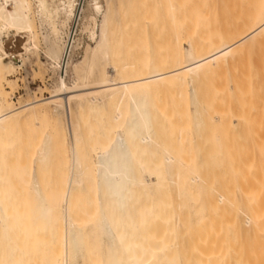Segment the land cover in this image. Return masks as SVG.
I'll list each match as a JSON object with an SVG mask.
<instances>
[{"label":"bare ground","instance_id":"bare-ground-1","mask_svg":"<svg viewBox=\"0 0 264 264\" xmlns=\"http://www.w3.org/2000/svg\"><path fill=\"white\" fill-rule=\"evenodd\" d=\"M182 1L161 48L149 2L89 0L70 85L16 104L76 2L0 0V264H264V0Z\"/></svg>","mask_w":264,"mask_h":264},{"label":"rangeland","instance_id":"rangeland-1","mask_svg":"<svg viewBox=\"0 0 264 264\" xmlns=\"http://www.w3.org/2000/svg\"><path fill=\"white\" fill-rule=\"evenodd\" d=\"M146 1L147 0H144V3L149 2L147 4L148 5L150 4L149 5L150 10H153L151 11V15L149 13L147 14H149L152 17V21L155 24V29H157L158 26L159 28L157 30L154 29L155 31L152 30L153 32L149 31V28H148V31L145 32L144 34L148 35L149 37L152 33H155L158 36L160 35L159 37H161V39L157 35L156 36L158 38L157 37L156 38L160 39V41L163 43L162 46L160 43V46L162 48L166 45L167 38L165 37L169 38V35L172 32L170 30H172V28L175 25L178 27V31H179L178 35H180L179 38H183L181 39V42L186 41V39L184 38L186 34L185 31H184L185 33L184 34L183 30L180 28L181 27L180 24L178 25V22H176V21H179L176 19H180V23H181L180 11H182V9L180 8H181V5L183 8L184 6L183 4L185 3L182 0L181 1L183 3H181L180 0H169V2L167 3L173 6L172 10L175 11V15H176L175 16L176 18L172 20L174 23V25L171 24L173 25L172 27L169 24L171 22L170 21L171 19L168 17L169 5L166 6L167 0H163L165 1L163 5H161V3L163 2V1L161 2V0L160 1L159 0H149L147 2ZM208 1H212V0H208ZM75 2L76 3L74 5V8H75L74 14L71 17L69 21V26L66 30L59 28L57 30L59 32L58 33L46 23H42L43 24L42 25L41 23L37 21V25H36L37 44H38L37 55L33 57L30 56L28 59L24 58L21 62L17 58L16 60H14L15 65L17 67L15 68L14 71H12L11 73L7 75L8 81H14L16 85L15 92L13 93V96H12V101L14 103L17 104L18 101L25 102L27 100H31L33 97H40V95H42L43 97H47L48 96L47 93L55 87L56 85L55 83H57V81L60 78H62L67 83V85H70L71 77H72L71 66L80 60V58L83 55L82 53H83V47L85 46V43H89L85 37V34L81 32L83 17L85 15L89 0H75ZM164 4H165V7H164ZM145 6L149 7L146 4ZM148 10L149 8H147V12H150V10L149 11ZM164 10H165V13L163 12ZM164 14L165 16H163ZM178 14L179 16L177 17ZM151 29H153V27H151ZM156 31L159 33H157ZM161 32L164 37L161 36ZM165 32H167V34ZM182 34L184 35L181 36ZM153 36L151 37L153 38L152 39L153 41L149 39V43L154 42ZM164 38L166 41H164ZM7 39L8 38L4 36V40H7ZM158 41L159 40H156V42ZM156 42H154V44H156ZM89 44L93 46L92 43H89ZM158 44L159 42L157 43V45ZM184 46L185 48H187L186 45ZM144 51L145 49H142L141 51H138V53L136 52L135 55L137 56L138 54V57L142 58ZM124 52H128L127 47L124 48ZM108 71L110 72L111 70H107V72ZM188 91H189V88L185 90L186 95H189ZM166 101L169 104L173 102V100L169 98H167Z\"/></svg>","mask_w":264,"mask_h":264}]
</instances>
